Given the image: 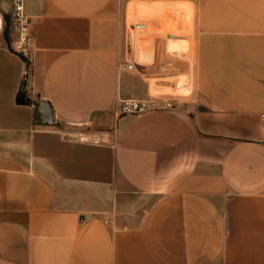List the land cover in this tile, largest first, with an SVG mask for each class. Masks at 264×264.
Masks as SVG:
<instances>
[{
	"label": "crops",
	"instance_id": "obj_1",
	"mask_svg": "<svg viewBox=\"0 0 264 264\" xmlns=\"http://www.w3.org/2000/svg\"><path fill=\"white\" fill-rule=\"evenodd\" d=\"M155 3L191 6L188 49L156 35L120 69ZM25 7L29 65L0 32V264H264V0ZM178 74L189 93L164 92Z\"/></svg>",
	"mask_w": 264,
	"mask_h": 264
},
{
	"label": "bare ground",
	"instance_id": "obj_2",
	"mask_svg": "<svg viewBox=\"0 0 264 264\" xmlns=\"http://www.w3.org/2000/svg\"><path fill=\"white\" fill-rule=\"evenodd\" d=\"M192 8L189 4L178 3H155L149 5L138 6L131 9L130 17L149 16L154 19H164V21L156 25L155 22H147L141 25V31L144 34L137 39L140 57L144 55V51L151 45V37L153 35H173L175 38L185 37L191 32L192 28ZM2 21V17L0 16ZM135 37V36H134ZM163 84V83H162ZM164 92L176 95H186L189 93V85L185 83L171 84L162 87Z\"/></svg>",
	"mask_w": 264,
	"mask_h": 264
},
{
	"label": "built area",
	"instance_id": "obj_3",
	"mask_svg": "<svg viewBox=\"0 0 264 264\" xmlns=\"http://www.w3.org/2000/svg\"><path fill=\"white\" fill-rule=\"evenodd\" d=\"M2 23L0 25V31L4 29L5 23L2 18ZM12 27L16 36L14 50L16 53L21 55L27 64L29 65L32 61V38L33 30L30 18L26 14L25 0H13V11L11 14ZM127 59L125 62H120L118 67L120 69L133 72L137 69V64L133 61V44L131 39L127 38ZM29 76V68L27 67L24 71V81L27 80ZM117 111L121 114H132L141 115L144 113L148 105L144 102L130 100L124 101L120 100L117 104ZM261 121L264 124V114L261 115Z\"/></svg>",
	"mask_w": 264,
	"mask_h": 264
},
{
	"label": "rangeland",
	"instance_id": "obj_4",
	"mask_svg": "<svg viewBox=\"0 0 264 264\" xmlns=\"http://www.w3.org/2000/svg\"><path fill=\"white\" fill-rule=\"evenodd\" d=\"M12 11H13V0H0V16L2 18L4 17L3 20L5 23L4 29L0 32H3V33L7 32L9 37L13 40L15 33H14V30L12 27L13 25L11 22ZM148 20L149 21H147V19L146 20L140 19L138 17H135V15H133L130 18H127V38L131 39V37H132V44H133L132 59L134 62H137L140 65L147 64L149 61L151 62L153 60V54L150 51V49L154 50L156 48L157 42L155 41L156 40L155 37H158L156 35H153L151 37V41H150V42H152L151 45L148 46L147 47L148 49H146L144 51V54L151 53V60L148 57H145L144 55H142L140 57L139 48H138V41H137L138 38L139 39L141 38L140 34L142 33V31H141L142 29L140 26L147 23V22H155V23L157 22L156 25H159L164 21V19L157 20L154 18H151ZM2 22L3 21H0V25ZM192 23H193V14H192ZM191 31H192V28H191ZM190 34H191V32L188 35H190ZM182 38H184V37H182ZM163 39L167 40V51L171 52V53H177V54H171V53L167 52V54H169V55H180L181 53L185 52L189 47V44L184 39L179 40L178 42H176L174 44L173 43V39H174L173 35H170L169 37H168V35L163 36ZM138 72H139V69H136L135 71H133V73H138ZM177 76H181V74H178ZM169 81H171V80H169ZM178 83H182V84L185 83V84L189 85V87L191 86V83L188 81L187 77H185V76H181L179 79L176 80V82L174 84L176 85Z\"/></svg>",
	"mask_w": 264,
	"mask_h": 264
}]
</instances>
